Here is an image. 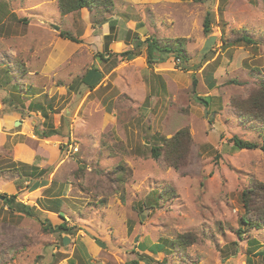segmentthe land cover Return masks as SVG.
<instances>
[{
	"label": "rangeland",
	"instance_id": "obj_1",
	"mask_svg": "<svg viewBox=\"0 0 264 264\" xmlns=\"http://www.w3.org/2000/svg\"><path fill=\"white\" fill-rule=\"evenodd\" d=\"M113 1L101 24L87 9L61 15L58 0H0V264H264V227L243 223V193L264 186V152L232 141L262 144L237 108L264 77V0ZM242 34L255 44H224ZM136 36L184 38L189 61L151 66L146 47L122 60ZM93 68L104 76L91 90ZM31 103L49 109L48 124ZM182 129L185 165L153 160L151 148ZM169 186L176 196L159 198ZM182 235L193 243L172 244Z\"/></svg>",
	"mask_w": 264,
	"mask_h": 264
},
{
	"label": "trees",
	"instance_id": "obj_2",
	"mask_svg": "<svg viewBox=\"0 0 264 264\" xmlns=\"http://www.w3.org/2000/svg\"><path fill=\"white\" fill-rule=\"evenodd\" d=\"M225 1V0H224ZM227 1V0H226ZM58 8L61 15H68L75 12H78L83 9L89 10L92 14L94 13L95 18H102L101 24L106 21L104 17L107 15H111L115 10V4L113 0H58ZM211 14L208 13L204 20V33L209 35L212 31V21L210 18ZM61 36L64 39L70 40L72 42H77L78 40L73 37L70 33L63 32ZM107 38V39H106ZM132 45L134 46V50H128L123 53L118 54L122 60L131 61L142 54V48L146 47L147 60L150 65H152L156 60H159L160 63L166 62L169 57L172 55L180 60L182 66H184L189 60L188 53L185 48L186 39H177L173 45H166L162 40H159L154 37L147 38L142 41L138 36L134 37ZM113 35L109 34L105 37V48L108 50L110 43L113 41ZM230 45H238L240 43L246 44H255V41L248 36L247 34H242L241 37L235 38L232 42H225L224 44ZM101 56V60H105L103 55ZM107 60V59H106ZM180 64V66H181ZM184 68V67H183ZM103 79V73L96 69H90L87 71V74L83 77V83L87 85V87L91 90L95 89L99 84L100 80ZM248 108L244 107L237 108L239 110L240 118L242 122L248 126L252 124L259 125L258 128L259 136L262 138V144H257L250 141H243L238 138H233V142L235 147L240 150H256L261 149L264 152V77L260 83V92L255 95H251L249 100L247 101ZM30 109H34L44 118L46 124L49 123V109L40 104V103H31L29 105ZM55 133V131H52ZM44 138L50 137L46 131L41 133ZM192 138L190 136L188 129H182L178 131L171 139L164 140L162 145L153 146L151 148V158L155 161H159L163 159L166 166L178 171L188 160L189 154L191 152ZM123 170V169H122ZM38 170L33 171V175L35 176ZM19 175L18 185H22L23 180L21 179L23 175L20 171H16ZM123 174L117 173V179L120 182H123ZM26 177V176H25ZM36 177V176H35ZM28 178V177H27ZM41 185V186H39ZM44 182L41 181L39 184H35L32 190H37L42 187ZM176 196L175 189L171 186L166 187L160 191L159 198L168 200ZM157 198V197H155ZM7 207L12 208L14 203L13 199H9L6 197L4 199ZM158 202V201H157ZM17 204V203H16ZM243 204L246 210V216L243 218V223L251 229H262L264 227V186L261 184H255L251 189L246 190L243 193ZM153 206V205H152ZM22 212L31 214L30 210L20 205ZM23 208V209H22ZM251 215V216H249ZM252 217V218H251ZM63 229V227H62ZM50 230V229H49ZM68 231V229H64ZM192 242V237L182 235L179 236L176 240L173 241L172 244H176L177 247L180 246H188ZM138 264V263H133Z\"/></svg>",
	"mask_w": 264,
	"mask_h": 264
},
{
	"label": "water",
	"instance_id": "obj_3",
	"mask_svg": "<svg viewBox=\"0 0 264 264\" xmlns=\"http://www.w3.org/2000/svg\"><path fill=\"white\" fill-rule=\"evenodd\" d=\"M56 30H58L59 31V28H56ZM216 40V37H209V39L206 41V43H205V45H204V48H203V53H206L209 49H211V46L213 45V44H215V41ZM206 115H208V112H206ZM211 119V118H210ZM16 125H18V124H16ZM4 199V197H1V199ZM68 242H69V239L66 237V238H64V244L65 245H67L68 244Z\"/></svg>",
	"mask_w": 264,
	"mask_h": 264
},
{
	"label": "crops",
	"instance_id": "obj_4",
	"mask_svg": "<svg viewBox=\"0 0 264 264\" xmlns=\"http://www.w3.org/2000/svg\"><path fill=\"white\" fill-rule=\"evenodd\" d=\"M147 30V28H144V31H146ZM107 36V35H106ZM151 36H149V37H147V38H150ZM146 38V39H147ZM145 39V40H146ZM115 41V39H113V41L110 43V45L113 43ZM109 45V46H110ZM132 45V44H131ZM142 55V54H141ZM147 57V56H146ZM138 58V57H137ZM137 58H135V59H137ZM135 59H133V60H135ZM133 60H131V61H133ZM146 60H147V58H146ZM126 61H128V60H126ZM147 62H148V60H147ZM156 62H157V60H156ZM156 62H154L151 66H154V64H156ZM102 72V71H101ZM104 76V75H103ZM101 81V80H100ZM100 83V82H99ZM47 184H45V186H46ZM39 189V188H38Z\"/></svg>",
	"mask_w": 264,
	"mask_h": 264
},
{
	"label": "built area",
	"instance_id": "obj_5",
	"mask_svg": "<svg viewBox=\"0 0 264 264\" xmlns=\"http://www.w3.org/2000/svg\"><path fill=\"white\" fill-rule=\"evenodd\" d=\"M174 64H175V65H178V66L180 67V64H181V63H180V60H179V59H175Z\"/></svg>",
	"mask_w": 264,
	"mask_h": 264
}]
</instances>
